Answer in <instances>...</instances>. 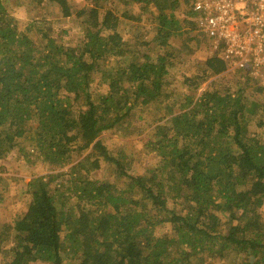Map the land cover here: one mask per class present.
Masks as SVG:
<instances>
[{
	"label": "trees",
	"instance_id": "1",
	"mask_svg": "<svg viewBox=\"0 0 264 264\" xmlns=\"http://www.w3.org/2000/svg\"><path fill=\"white\" fill-rule=\"evenodd\" d=\"M182 1L74 9L72 0H53L81 33L68 45L24 25L15 15L21 0H0V186L7 190L4 161L15 150L53 172L32 178L24 213L0 225L9 264H264V97L251 96H263L264 85L248 93L242 82L233 91L214 81L198 97L167 91ZM134 5L155 10L163 48L155 58L138 56L120 30L137 20ZM205 68L202 82L227 65L212 55ZM96 75L109 88L97 98ZM151 104L165 111L145 145L154 161L130 174L138 158L112 154L99 138L124 132L135 108ZM103 163L112 181L94 178Z\"/></svg>",
	"mask_w": 264,
	"mask_h": 264
},
{
	"label": "rangeland",
	"instance_id": "2",
	"mask_svg": "<svg viewBox=\"0 0 264 264\" xmlns=\"http://www.w3.org/2000/svg\"><path fill=\"white\" fill-rule=\"evenodd\" d=\"M53 0H21L22 5L16 7L15 15L24 25L42 27L47 33L57 39L62 40L68 45L75 43L81 37L78 27L73 18H64L60 12L57 3H52ZM76 3L74 9H79L84 6L92 7L96 5V0H72ZM113 2H111L112 4ZM108 8L104 5V9ZM133 13L137 20L130 21L124 19L120 25V30L123 33L125 40L133 41V51H136L138 56L148 55L155 58L161 54L163 48L158 45L156 40V22L154 19V8L150 12L141 13L139 6H133ZM120 15L122 13V5L113 7ZM152 14V15H151ZM175 15L182 22L184 28L181 33L173 37L169 44L174 49V57L172 66L167 76L168 92L176 94H193L198 97L204 90H206L211 82L219 81L223 85V89H236L237 84L242 82L243 85L248 86V93L253 92L251 88L261 86L262 84L249 80L243 73H223L218 77H211L209 80L202 82L205 76L204 71L205 62L208 57L212 56L210 42L206 37L197 36L199 31L195 16L192 13L190 0L187 4L182 1L181 4L176 5ZM124 18V15H123ZM195 22V27L191 23ZM33 32H30L36 39H39L38 30L32 27ZM201 34V33H200ZM41 41V40H40ZM242 76L244 79L238 77ZM198 82L195 86L193 83ZM197 87V88H196ZM108 86L101 78V75H96L91 86L92 93L95 98L108 92ZM259 94H251L253 98L264 97ZM164 105L151 104L145 107L135 108L132 116L129 119L130 126L123 132L109 131L100 136L101 142L106 145L112 154L123 151L138 158L139 163L135 170L130 174L144 173L145 170L152 166L154 158L148 153L145 147L146 143L150 141L153 131L156 126L160 124V118L165 115ZM34 155V154H33ZM35 156V155H34ZM25 159L13 151L4 161L7 172L3 174L4 183L7 190L5 191L0 186V193L2 195V202L0 203V225L13 224L18 217L24 213L26 207L30 202V196L26 193L27 185L30 180L38 176H47L53 173L46 169L40 160H36L33 156ZM102 169L94 174V178L101 180H111L113 174L105 163L102 164ZM49 167V166H48ZM50 169V168H49ZM69 167H66L58 172L66 173ZM76 203L74 198L70 200V204ZM70 207V206H69ZM263 210V209H262ZM264 211V210H263ZM226 223L227 219H223ZM168 225L163 227L162 233L169 232ZM11 242L4 243L2 251L0 252V264H9L10 256L7 251L10 249ZM234 262L233 258H228L225 263ZM40 264V263H32Z\"/></svg>",
	"mask_w": 264,
	"mask_h": 264
},
{
	"label": "built area",
	"instance_id": "3",
	"mask_svg": "<svg viewBox=\"0 0 264 264\" xmlns=\"http://www.w3.org/2000/svg\"><path fill=\"white\" fill-rule=\"evenodd\" d=\"M198 31L225 74L243 73L264 85V0H190Z\"/></svg>",
	"mask_w": 264,
	"mask_h": 264
}]
</instances>
